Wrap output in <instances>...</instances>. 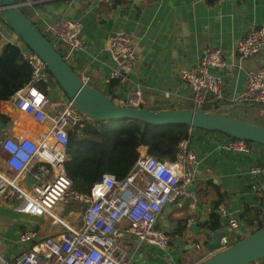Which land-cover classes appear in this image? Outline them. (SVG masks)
I'll list each match as a JSON object with an SVG mask.
<instances>
[{
  "label": "built area",
  "instance_id": "1",
  "mask_svg": "<svg viewBox=\"0 0 264 264\" xmlns=\"http://www.w3.org/2000/svg\"><path fill=\"white\" fill-rule=\"evenodd\" d=\"M97 1L112 4V0ZM16 4L65 61L67 55L87 52V46L80 38V22L59 18L53 24L40 22L35 25L32 18H38L36 2L16 0ZM17 46L30 75L27 84L8 101L12 109L29 117L44 130L32 136L17 131L11 136L0 134V202L10 205L18 215L47 218L52 226H58L60 230L54 236L42 238L33 230L23 231L18 243L34 244L11 261L3 258L0 243V264H133V254L122 249L117 239L123 223L127 225L126 234L138 244L166 248L168 237L156 228L158 217L167 205L179 198L189 200L192 206L198 203V196L192 189L194 167L198 162L192 144L197 132L206 131L190 129L188 138L178 143L174 162L159 161L148 152L140 154L124 180L117 181L112 175H104L99 182L91 185L88 192L74 191L65 163L69 161L70 132L82 127L84 117L73 108L72 100L66 96L60 105H52L49 92L55 80L46 64L19 39ZM263 46L264 27L251 24L237 43L238 60L241 62L258 54ZM63 51L68 52L67 55ZM100 54H106L110 64L104 83L109 84L112 80L126 82L127 74L121 69L135 65V36L129 31L114 33ZM93 60L98 61L97 56ZM226 68L220 50L211 48L202 53L194 70L182 72V79L192 92L193 110L203 109L207 104L215 108L225 99L219 72ZM245 83L244 92L232 101L253 104L264 110V68L246 71ZM114 103L135 109L145 106L139 86L127 90ZM216 133L225 139L218 146L237 154H250L253 147L260 145ZM247 174L261 178L260 184L252 189L261 191L264 197V162L251 164ZM65 199L80 207L82 224L78 228L70 225L57 212ZM214 209L231 233L239 236L240 224L225 204L220 203ZM191 221L187 220V224ZM223 244L229 246L231 240L226 239Z\"/></svg>",
  "mask_w": 264,
  "mask_h": 264
},
{
  "label": "crops",
  "instance_id": "2",
  "mask_svg": "<svg viewBox=\"0 0 264 264\" xmlns=\"http://www.w3.org/2000/svg\"><path fill=\"white\" fill-rule=\"evenodd\" d=\"M33 1L38 15L32 18L34 24H53L59 18L82 24L80 38L87 52L67 55L68 52L63 51L67 55L66 63L88 85L113 102L122 98L127 90L139 86L145 109H192V92L181 74L194 70L205 50L218 48L227 68L219 72L225 99L216 107L237 119L241 117L235 115L236 112L257 107H243L232 100L245 90V72L264 68V51L241 62L236 55L237 43L248 27L251 24L264 27V0H120L117 3L112 0V4L97 0ZM3 29L10 33L0 19V31ZM120 31H129L135 36V65L121 69L127 74L126 82L112 80L105 84L110 64L107 55L100 54V50L107 46L111 35ZM17 40L13 34L9 40L4 36L0 38L1 43L17 44ZM95 56L98 61L93 60ZM53 91L55 98L49 92L52 105L56 98L63 102L65 94L56 87ZM205 107L214 109L210 104ZM260 112L264 115L263 109ZM0 113V134L3 136H11L16 131L32 136L44 130L12 109L9 101L0 102ZM198 134L203 135L201 141H195ZM224 140L216 132L194 135L192 149L198 162L194 167L192 189L198 196V203L192 206L189 200L179 198L163 209L156 228L167 235L166 248L138 244L126 234V223L120 227L117 237L120 246L130 240L139 247L146 246L145 253L136 256L134 264H198L209 257L211 254L205 244L211 239L206 226L210 214L216 213L214 208L218 200L225 204L241 227L239 236L234 233L228 238L231 244L255 231L253 225L264 224V197L261 191L252 189L260 184L261 178L247 174L251 164L264 162V146L253 147L250 154H237L218 146ZM137 151L144 155L148 148L140 147ZM65 210L64 205L57 212L63 217V213L68 212ZM63 218L76 228L82 224L81 217H75L74 213ZM187 220L192 221L187 224ZM218 220L222 229L228 228L219 216ZM250 221L252 225L248 224ZM25 230H33L42 238L56 235L60 227L52 226L47 218L18 215L10 205L0 202V243L6 261L13 260L34 244L27 243L23 247L18 243L19 235ZM170 244L177 245V250L169 249ZM254 264H264V259Z\"/></svg>",
  "mask_w": 264,
  "mask_h": 264
},
{
  "label": "water",
  "instance_id": "3",
  "mask_svg": "<svg viewBox=\"0 0 264 264\" xmlns=\"http://www.w3.org/2000/svg\"><path fill=\"white\" fill-rule=\"evenodd\" d=\"M0 19L10 30L8 33L3 29V36L9 40L11 34L15 35L24 46L42 59L62 92L72 100L73 108L82 114L84 119L94 122L135 120L153 125H185L196 130L219 132L232 138L264 145V127L234 118L223 111L220 113L205 109L151 111L145 108L118 106L108 96L84 82L70 68L62 56L22 14L16 0H0ZM262 51L264 46L259 54ZM240 106L256 105L240 104ZM202 139V134L195 137V141ZM208 234L211 241L206 242L205 249L211 255L198 264H252L264 259V224L229 246H224L223 241L231 235L230 228L209 231Z\"/></svg>",
  "mask_w": 264,
  "mask_h": 264
},
{
  "label": "trees",
  "instance_id": "4",
  "mask_svg": "<svg viewBox=\"0 0 264 264\" xmlns=\"http://www.w3.org/2000/svg\"><path fill=\"white\" fill-rule=\"evenodd\" d=\"M119 1L113 0L114 3ZM20 11L25 15L22 9ZM29 75L30 70L22 60L17 44L0 42V102L8 101L22 89ZM203 109L221 112L218 107ZM190 129L193 128L185 125H153L135 120L94 122L84 119L82 127L74 129L69 135V161L65 163V170L71 181V189L88 192L91 185L99 182L104 175H112L117 181L124 180L136 164L140 147H147L149 155L159 161L174 162L178 143L188 138ZM220 202L218 200L216 206ZM248 224L252 225V222ZM262 225L263 222H258L252 227L255 230ZM222 228L218 215L212 212L206 229L214 232Z\"/></svg>",
  "mask_w": 264,
  "mask_h": 264
},
{
  "label": "rangeland",
  "instance_id": "5",
  "mask_svg": "<svg viewBox=\"0 0 264 264\" xmlns=\"http://www.w3.org/2000/svg\"><path fill=\"white\" fill-rule=\"evenodd\" d=\"M53 87H56L57 90H60L61 92H62V90L60 89V87L58 86L56 81L53 85H51V89H52L51 90V96H52V98H55ZM60 103L61 102L59 100H57V98H56L53 102V105L56 106ZM260 109H261V107H256L253 109L244 108V109H241L238 113L236 112L235 115L240 116L241 118H239V119L244 120L250 124L259 125V126L264 127V115H261ZM64 205L66 208L65 211H68V212L63 213V217L69 213H74L75 217H77V218L81 217L80 208L77 204H75L74 202H72L69 199H65V202L62 204V207ZM73 218H74V216H73ZM229 237L232 238L233 233H231V235ZM23 247H24V244H23ZM121 248L126 250L127 253L133 254V260L134 261L137 259L136 256H138V257L140 255L142 256L146 251L145 245H142L139 248H137V244L135 243L134 240H130L128 242V244L121 245ZM171 248H173L174 250H177V245L170 244L169 249H171ZM133 260H132V262H133ZM133 264H134V262H133Z\"/></svg>",
  "mask_w": 264,
  "mask_h": 264
}]
</instances>
